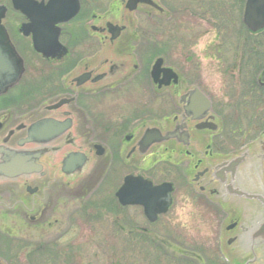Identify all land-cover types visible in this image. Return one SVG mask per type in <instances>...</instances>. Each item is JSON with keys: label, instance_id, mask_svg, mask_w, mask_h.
<instances>
[{"label": "flooded vegetation", "instance_id": "flooded-vegetation-1", "mask_svg": "<svg viewBox=\"0 0 264 264\" xmlns=\"http://www.w3.org/2000/svg\"><path fill=\"white\" fill-rule=\"evenodd\" d=\"M128 1L110 6L79 0L78 15L58 26L67 53L50 58L35 52L33 33L22 31L29 21L21 13L14 11L23 20L20 25H5L11 42L22 50L25 72L13 90L23 89L25 98L23 115L17 116L11 103L0 113V142L22 125L9 142L15 147L39 121L59 123L62 131L51 145L52 162L43 164L41 174L0 184V264H47L58 240L94 221L111 218L115 233L125 236L148 232L137 224L140 216L149 222L144 208L123 205L117 197L128 177L154 187L172 184L171 206L149 223L151 230L170 220L180 190L221 221L218 253L225 259L200 248V264H264V244L256 246L251 239L260 237L264 223V36L249 33L246 53L235 54L240 67L228 70V83L219 86L230 94L212 92L203 72L181 71L172 59L174 52L189 50L179 35L188 33L185 20H204L202 0L193 3L197 13L193 5L178 9L175 0H152L158 8L139 3L130 14L153 19L151 36L134 31L132 20L126 22ZM213 12L215 31L226 37L235 27L229 14L235 10L225 14L224 24ZM113 27L122 29L116 38ZM262 37L260 50L253 40ZM245 59L250 68L244 69ZM159 60L160 69L172 70L176 78L163 71L153 75ZM127 92L150 93V106L118 112L102 104ZM149 130L173 137L142 151ZM71 155L87 163L68 175L63 163ZM127 189L122 197L129 199L136 189ZM164 225L172 238V227Z\"/></svg>", "mask_w": 264, "mask_h": 264}, {"label": "rangeland", "instance_id": "rangeland-1", "mask_svg": "<svg viewBox=\"0 0 264 264\" xmlns=\"http://www.w3.org/2000/svg\"><path fill=\"white\" fill-rule=\"evenodd\" d=\"M102 2L105 5L119 6L121 0H102ZM194 2L195 0H175L174 4L178 9L184 10L186 6H191ZM0 5H6L9 8L7 18L4 22L5 25L11 22L20 25L23 22L11 9L10 0H0ZM195 5L193 6L195 7ZM201 5L205 13L204 20L197 18H190V21L185 20V23L188 22L187 26L190 29L187 27L188 33L185 32L184 35H179L183 36L189 42V50L186 51L185 55L184 52H181L183 54L177 51L174 52L172 59L181 71L188 73L189 71L200 70L203 72L205 84L211 86L212 92L220 90L221 94L229 95L230 93L225 92L224 88L220 89L219 86H224L228 83L230 78L226 74L228 70L240 67V62L235 54L246 53V44H238L240 41L246 43V40L250 38L246 30L244 31L242 22L243 2L239 1V4L236 6V0H202ZM211 6L217 8L219 11L230 12L235 10V14L232 12L229 13L234 16L232 20L235 27L232 26V31L226 37L224 34L220 35L217 33L213 27L215 18ZM197 7L193 8V11L196 13L198 11ZM191 13L192 9H190ZM185 15L187 17V13ZM125 17L126 22L129 20L134 22V31H143L148 36H151L150 32L152 31L153 19L151 20L141 13L130 14L128 11L125 12ZM261 39L263 37L253 40V43L258 49L263 50L264 47L262 49V46L260 47L258 43V40L261 42ZM19 50L22 54V50ZM246 61V59L245 62L243 61L244 69L250 68ZM9 96L5 100L0 99V113L9 110L10 108L7 109L6 105L11 103L13 107L17 108L15 110L16 115H23V108H21V104L25 98L23 97V89L20 91L15 90ZM149 103L150 93L127 92L117 95L112 100L103 102L102 104L108 107H116L119 109L117 110L119 112L127 107L131 109L136 107L143 109L145 105L150 106ZM115 111L116 109L113 112ZM175 203L176 205L171 211L170 220L167 222L166 220L161 221L160 225L162 226L168 223L172 227L174 239L182 242L183 248L186 249L187 246L189 251H196L197 253L202 248L203 251L207 250V255H212V258L215 257L214 254H217L221 255L222 259H225L223 257L226 255L225 253H218L219 245H221L222 230L220 229L221 221L216 219V215L214 214L210 217L209 213L213 212L198 205L197 201L191 197H183L181 190L175 194ZM137 220L139 226L148 229V232L142 233L145 236L151 234L162 240L167 237L166 234V236L162 235V231L158 233L161 230V228L160 230L158 228L160 225L155 230H151L152 226H150L143 216H140ZM131 224L129 228H132L134 225L133 223ZM87 227H82L83 230H75L72 236L58 240L57 245L59 248L57 247V252L51 255L52 258L47 259V264H125L124 256L131 245L129 242H132V236H125L120 232L116 234V226H114L111 218L98 222L94 221L90 228ZM68 245H73V248H69ZM141 247L142 243L139 247V243L137 242L136 252L139 257Z\"/></svg>", "mask_w": 264, "mask_h": 264}, {"label": "water", "instance_id": "water-1", "mask_svg": "<svg viewBox=\"0 0 264 264\" xmlns=\"http://www.w3.org/2000/svg\"><path fill=\"white\" fill-rule=\"evenodd\" d=\"M139 3L158 8L152 0H129L126 8L133 12ZM15 10L20 11L29 23L22 27L25 35L33 33V47L35 51L45 58L55 57L56 53H67L59 42V24L69 22L80 11L79 0H49L38 2L36 0H12ZM7 8L0 6V96L5 95L9 89L16 86L23 74L24 65L21 57L11 43L4 26ZM243 23L252 33L264 30V0H247L244 10ZM115 28L113 37H118L122 29ZM159 60L154 68L153 75L162 71L166 76L176 78L172 70H161ZM60 106V104L55 107ZM23 131L22 125L10 130L0 142V184L3 182L17 181L22 177H30L41 174L43 164L52 162L51 157L55 154L52 144L62 131L61 124L52 121H39L31 125L27 138L20 141L15 147H10L12 137H16ZM173 137L172 134L163 136L160 132L149 130L145 133L141 146L142 151L153 144H161ZM100 148V147H98ZM45 160L46 162H43ZM87 162L81 155H71L64 161V171L68 175L78 173ZM128 188V189H127ZM136 189L128 194L129 199L123 198V192ZM172 184H163L154 187L143 179L128 177L125 186L117 197L123 205H141L145 215L151 223L157 221L158 215L168 211L171 205ZM260 237L253 236V244H264V223L260 222Z\"/></svg>", "mask_w": 264, "mask_h": 264}, {"label": "trees", "instance_id": "trees-1", "mask_svg": "<svg viewBox=\"0 0 264 264\" xmlns=\"http://www.w3.org/2000/svg\"><path fill=\"white\" fill-rule=\"evenodd\" d=\"M239 1L244 4V0H236V6ZM213 11L220 15L222 23L227 21L225 11H219L217 8H213ZM131 239L132 242H129L131 245L124 256L125 264H199L195 258L198 253L196 251L187 252L183 248V243L176 241L174 237L167 236L162 240L155 235L142 234L140 237L132 236ZM137 242L139 247L142 243L140 257L136 252Z\"/></svg>", "mask_w": 264, "mask_h": 264}]
</instances>
